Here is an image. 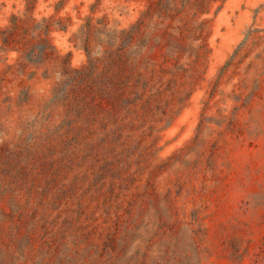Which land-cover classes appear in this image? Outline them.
Wrapping results in <instances>:
<instances>
[{
    "label": "rangeland",
    "instance_id": "1",
    "mask_svg": "<svg viewBox=\"0 0 264 264\" xmlns=\"http://www.w3.org/2000/svg\"><path fill=\"white\" fill-rule=\"evenodd\" d=\"M0 264H264V0H0Z\"/></svg>",
    "mask_w": 264,
    "mask_h": 264
}]
</instances>
